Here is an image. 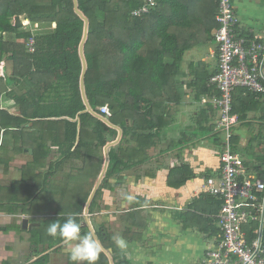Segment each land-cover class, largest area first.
Masks as SVG:
<instances>
[{
	"label": "trees",
	"instance_id": "trees-1",
	"mask_svg": "<svg viewBox=\"0 0 264 264\" xmlns=\"http://www.w3.org/2000/svg\"><path fill=\"white\" fill-rule=\"evenodd\" d=\"M156 2L157 6L149 14L134 17L132 12L140 8L144 0H77L79 11L89 22L84 44L87 102L94 113L122 131L118 146L108 151L106 176L89 206V215L97 207L96 200L102 190L110 188L111 178L118 177L120 182L116 185L121 186L125 172H136L145 166L150 169L145 174L155 178L162 168L169 170L167 186L179 189L195 178L193 170L185 163L178 168L161 166L160 157L167 162L172 158L180 159L185 150L190 152L205 145L218 152L221 150L222 138L214 133L211 121L215 110L210 104L196 114V127H187L189 133L183 132L177 138L166 137L165 133L176 124L173 108L183 101L180 64L184 53L194 45L192 40L179 36L187 22L189 6L173 4L174 7L161 4V0ZM216 14L217 4L212 7L210 23L204 30L206 42L214 41L212 32L218 28ZM15 17L26 24L17 26ZM83 31L84 21L74 12L73 0H0V64L4 63L3 76H0V132L25 130L31 123H46L53 133L55 128L63 127L62 140L54 135L59 150L70 157L81 155L84 150L87 163L99 150L98 177L104 162L102 150L110 142L105 136L111 134L114 139L117 133L90 114L84 105L79 56ZM30 39L34 41L33 51L27 46ZM209 78H204L199 90L195 87L194 100L216 92L207 87ZM3 100L7 109L2 107ZM9 103L17 108V114L11 113ZM104 105L108 106L110 116L100 114L99 107ZM233 113L241 122L239 130L247 128L248 132L244 138L235 132L233 152L243 159L248 174L262 177L264 95L236 89ZM250 113L254 115L252 119ZM77 116L79 123L74 121ZM164 142H168L167 146L156 156L147 154ZM1 146L4 149V141ZM94 185L95 182L89 194L83 197L80 211L73 214L79 223ZM148 206V200L135 199L129 212L122 216L124 222L130 223L129 215L143 214ZM143 217L142 222L147 223ZM145 223L134 222L136 239L146 229ZM97 237L105 250H113V260L124 258L114 264H128L104 227L98 228ZM100 254L105 258L104 263L109 264L105 254ZM100 261L96 262L101 264Z\"/></svg>",
	"mask_w": 264,
	"mask_h": 264
},
{
	"label": "crops",
	"instance_id": "crops-1",
	"mask_svg": "<svg viewBox=\"0 0 264 264\" xmlns=\"http://www.w3.org/2000/svg\"><path fill=\"white\" fill-rule=\"evenodd\" d=\"M161 4H166V6H174L173 4L189 6L186 20L189 23L185 22V25L182 23L183 27L179 36L192 40L191 43L194 46L184 53L180 64L183 101L175 107L178 110L174 112L173 116L175 117L178 113L176 124L173 127L178 136L183 132L189 133L187 127H190V129L193 126L196 127L194 123L197 118L196 114L206 107V105L204 107L200 105L201 98L198 100L195 98L194 100L196 90L201 88L204 78L213 76L217 71V45L214 41L206 42L203 39L205 37V27L208 26L211 20L212 7L217 2L216 0H161ZM233 6L239 19L237 28L239 34L244 36L255 33L264 36V0H233ZM213 35L214 31L212 32V38ZM7 106V103L2 104L4 109H7ZM10 108L12 114H17V108L13 104ZM249 116L252 119L254 115L250 113ZM217 117L218 113L215 111L212 121H209L214 125ZM74 121L80 122L78 116ZM110 128L116 131L117 136L114 139L111 138V134L105 136L110 140L107 144L115 142L119 135L117 129ZM55 129L53 133V130L46 123L35 125L31 123L26 126L25 130L19 129L6 134H4V131L0 132V151L3 149L1 145L4 141L3 150L5 152L13 150L15 157L11 163L7 159H10L11 154L9 156L7 154L0 155V159L2 158V162L0 161V264H64V260L68 258L62 240L58 236L53 240L48 238L47 229L53 222L62 221V224V219L67 218L69 214L62 215L56 210L54 216L53 212L44 211L38 204L42 198L55 199L66 191H70L63 187L65 180H62V183L59 182V185L53 183L55 178L62 173L61 167L70 165L68 162L72 158L62 153L59 150V145L55 144L54 135L56 139L62 140L64 128L57 127ZM19 131H22V133H19ZM235 132L241 134L243 138L248 133L247 128L242 129V131L239 130V125ZM8 136L13 139L9 140ZM245 143L246 140L243 144ZM118 144L109 147L108 151L118 146ZM52 150H56V158L51 155ZM218 153L210 145H205L190 152L185 150L182 154L183 158H172L168 162L166 161L163 165H168L169 168H178L185 163L189 165L195 174L194 179L188 181L179 189H172L167 186L169 170L162 168L157 172L155 178H150L144 174L140 176V172L137 171V173L130 171L123 174L124 179L121 182L127 184V194L123 199L128 195H132L133 199L131 201L126 199L124 209L116 213L117 215L121 213L125 216L124 214L129 212L132 202L137 198L153 200L154 197H158L156 207H159V210L151 211V223L137 241L131 236L126 238L123 235L130 232L128 231V223H126V226L124 225L125 230L123 229L124 233L121 234V238L126 241V247L121 249L114 243L127 259L128 264H204L206 251L214 247L219 235L217 216L220 211V202L203 192L205 180L218 174L220 168ZM25 156L31 159L26 160ZM52 157L55 160H52ZM73 157L78 159L82 157L83 159V166L77 172L78 178L82 182H90L88 180L96 175V172L91 165H86V161L84 164V150L81 155H73ZM37 158L38 160L35 161ZM96 163L98 165V162ZM33 167L36 170L38 169L41 182L37 183L35 181L38 173L33 170ZM101 172L98 177L95 176V184ZM6 173L8 175H5ZM7 176L10 177V183L5 182L4 184L3 179H6ZM105 176L106 172L103 179ZM66 178L73 180L76 177L68 169L64 179ZM144 180L148 183L146 184ZM155 180L161 186V190H154L157 193L156 196L152 186H149L151 185L149 182ZM118 182H120L118 177L110 179L111 184H117ZM112 188L113 186H111ZM111 189L105 188V190L113 191ZM32 190H36L37 193L33 195ZM27 191H30V197H28L29 195L25 197ZM150 196L152 197L150 198ZM8 203L13 206H6ZM147 208H144L143 212ZM117 215L115 216L116 220L124 222L122 216H120L121 219ZM82 218L84 219V211ZM89 219H91V215H89ZM24 220L27 221L25 227H23ZM82 222L81 220L80 224ZM82 227H85V222L82 223ZM111 251L113 252L112 249ZM118 259L122 260L124 258ZM118 259H112V261L116 263Z\"/></svg>",
	"mask_w": 264,
	"mask_h": 264
},
{
	"label": "built area",
	"instance_id": "built-area-1",
	"mask_svg": "<svg viewBox=\"0 0 264 264\" xmlns=\"http://www.w3.org/2000/svg\"><path fill=\"white\" fill-rule=\"evenodd\" d=\"M214 42L218 49L216 73L207 87L215 93L202 96L200 105H212L218 113L214 133L221 135L217 176L208 177L203 192L221 202L217 216L218 240L207 250L204 264H264V174H248L243 159L233 152V136L239 117L233 113V94L242 88L257 96L264 95V36L237 32L239 19L233 0H216ZM157 6L156 0H144L134 10V17H143ZM34 41H28L33 51ZM3 76V64H0ZM101 115L110 116L107 105L99 107Z\"/></svg>",
	"mask_w": 264,
	"mask_h": 264
},
{
	"label": "rangeland",
	"instance_id": "rangeland-1",
	"mask_svg": "<svg viewBox=\"0 0 264 264\" xmlns=\"http://www.w3.org/2000/svg\"><path fill=\"white\" fill-rule=\"evenodd\" d=\"M23 24H26V23H23ZM2 64L4 65V63H2ZM0 67L2 68L1 65H0ZM1 68H0V76H1ZM3 68H4V66H3ZM4 101L5 100L1 101V103H4ZM176 110H178V109L173 108L174 112H176ZM176 118H178V113L174 117V122L176 121ZM174 131L175 130L172 129L170 132L165 133L166 137H168V138H170V137L177 138L178 136L176 135V133ZM8 137H9V140L13 139L11 136H8ZM9 143H10V141H9ZM167 144H168V142H164L158 148H155V149H152V150H148L147 154L150 155V156H156L160 152L159 150L165 148L167 146ZM11 152L12 151H10V152L6 151L5 152V150L1 149L0 155L7 154L9 156L11 154L10 155V159L9 158H7V159L10 160L11 163H12V161H13L12 159L15 158V157H14L13 153H11ZM102 152H103V150H102ZM95 154H96L95 157H93L88 163L86 162V165H88V166L91 165L93 167V169L95 170V172L97 173L96 170H99V168H98V166H99V160H98L99 156L98 155L100 154L99 150ZM51 155L56 158V156H57L56 150H52V154ZM53 157H52V160H55V158L53 159ZM25 158H26V160L31 159L28 156H25ZM77 159L78 158L72 157L70 159V162H68V163H70V165H68V166L66 165L65 167L64 166L61 167V169H62L61 172L62 173L60 175H58L55 178L54 182H53L54 184L59 185L60 184L59 182H61L62 180L63 181L65 180L63 182V184H65V185H63V187H64V189H69L70 191H66L65 193L61 194V196L59 198H55V199L54 198H52V199L51 198H42L40 200V202H38V204H39L41 209H43L44 211L46 210L47 212L49 211L48 213L53 212L54 216H55L56 210H57L62 215L69 214L68 217L69 216H73V214H75V213L80 211V204H81V202L84 199L83 197L89 194V190L91 188V184L95 181L94 179L96 178L95 177L96 175H94L93 177H91L88 180L90 182H88V183L82 182L80 180V178H78L77 172L83 166V159H82V157L80 159H78V160ZM160 159H161L160 162H161V166H162L167 160L165 158H163V157L162 158L160 157ZM37 160H38V158L35 159V161H37ZM95 161L98 162V165H97V163ZM170 163H171V161H170ZM84 164H85V160H84ZM33 165H34V163H33ZM68 169L72 172L73 176L76 177V178H73V180H68V178L64 179L66 174H67V172H68ZM33 170L35 171L36 168L33 167ZM149 170L150 169H146V167H140V169L137 170V172H140V176H141L142 174L146 175L145 173H147ZM37 173H38V171H37ZM33 174H34V172H33ZM5 175H8V174L6 173ZM9 178L10 177L7 176L6 179H3L4 184H5V182L10 183L9 182ZM135 179H136V177H135ZM35 181L37 183L41 182V176H40L39 173L36 175ZM145 181L146 180H144V182ZM147 183H148V181H146V184ZM150 183H151V185H149V186H152L153 191L154 190H157V191L161 190V186H159V184H157L158 182L156 180L154 182H152V181L149 182V184ZM146 184H144V185H146ZM126 185L127 184H122L121 186H118V185L112 183L110 185L109 189H111V186H113V188L111 189L113 191L105 190V189L102 190V192L100 194V197L96 200L97 207L94 209L93 214L91 215V219H90V223H91V226L93 228L94 235L96 237H97V232H98V226H100V225L102 227H104L105 231L111 235L113 243H115V238H121V236H122L121 234L124 233V230H125L124 225L127 223V221L126 222H119V221L116 220L115 216L117 215L116 213L121 212L124 209L125 205H126L125 202L127 200H126V198L123 199V197L126 196V194H127ZM145 188H146V186H145ZM8 190H10V189H8ZM150 192L152 193V191H150ZM35 193H37V191L36 190L35 191L32 190V194L35 195ZM156 194L157 193L155 192V196H156ZM26 196L30 197V191H27V193H25V197ZM151 197L152 196H150V198ZM89 198H90V196H89ZM157 199H158V197H154L153 200L152 199L148 200L150 206H148L147 210L143 214L140 213V215H139V213H138V214H135V215H132V216L131 215L128 216V218L131 217L130 223H128L129 224L128 227H131V228H130V232H126V233L123 234L126 238H129V236H131V237L134 236L133 238L136 241L138 240V239H136L138 237H135V235H134V231H135L136 227H132V226H136L140 222L141 223H145V222H142L143 221V219H142L143 215H145L143 218L147 222L144 225L148 226L151 223V219H152V212L151 211L159 210V207H156V205H158V202H156ZM6 206H13V205L8 203V204H6ZM52 206H54V208H52ZM117 216L120 217V216H123V214L120 213ZM82 217H83V214L81 215L80 221L82 220L83 222H85ZM65 219H67V218H65ZM134 222L137 223V224H134ZM82 223H81V234L82 235L83 234H87L88 232H92V230L88 227V225L85 224V227H82ZM137 234L139 236V233H137ZM48 238H51L53 240V238H55V237H52V236L48 235ZM105 245L108 246V243H106ZM108 250H111V249H108ZM114 252H115V254H117L116 250ZM100 253H104L105 254V257L107 258V261L110 264V260H109L110 257L107 256V254L102 249H101ZM110 255H111V258H112L113 257V252H111ZM99 259H101V261H100L101 264H103L105 262V258H103L101 256V254H99L98 260ZM106 263H104V264H106ZM54 264H56V263H54ZM64 264H71V262L69 261L68 258H66V260H64Z\"/></svg>",
	"mask_w": 264,
	"mask_h": 264
},
{
	"label": "clouds",
	"instance_id": "clouds-1",
	"mask_svg": "<svg viewBox=\"0 0 264 264\" xmlns=\"http://www.w3.org/2000/svg\"><path fill=\"white\" fill-rule=\"evenodd\" d=\"M126 199L131 201L133 196L128 195ZM47 232L50 236H58L62 240L65 254L71 264H96L101 246L94 233L81 234V224L73 216H69L62 224L51 223ZM115 243L121 249L126 247L123 238H115Z\"/></svg>",
	"mask_w": 264,
	"mask_h": 264
},
{
	"label": "water",
	"instance_id": "water-1",
	"mask_svg": "<svg viewBox=\"0 0 264 264\" xmlns=\"http://www.w3.org/2000/svg\"><path fill=\"white\" fill-rule=\"evenodd\" d=\"M73 3H74V12L84 21V31H83V38L81 40V43L79 45V56H80V59H81V63H82V73H81V76H80V90H81V95H82V99H83V102H84V105L86 106L87 108V111L92 114L93 116H95L96 118L100 119L101 121L105 122L106 124H108L110 127H113L114 129H117L118 132H119V135H118V138L115 142L113 143H110V144H107L105 147H104V165H103V169H102V172H101V175L97 181V183L95 184L93 190H92V193L90 195V198L88 199L87 203L85 204L84 206V221H85V224L88 225V227L92 230L93 232V228L91 226V223H90V219H89V214H88V210H89V206L101 184V181L105 175V172L108 168V165H109V155H108V148L109 147H112V146H115L116 144L119 143L120 139H121V136H122V131L117 128V127H114L113 125H110L107 120H105L103 117L97 115L96 113H94L88 102H87V99H86V95H85V89H84V78H85V74H86V71H87V65H86V60H85V57H84V44L86 42V39H87V33H88V19L86 17L83 16V14L79 11L78 9V3H77V0H73ZM14 21L17 23V26H22L23 23L21 22V19L20 17H15L14 18ZM27 225V221L24 220L23 221V227H25ZM94 233V232H93ZM96 237V236H95ZM97 241L99 242L100 246H101V249L107 254V256H109V260H110V264H114V262L112 261V258H111V255L110 253L112 252L111 250H105L103 248V246L101 245V242L99 241V239L96 237Z\"/></svg>",
	"mask_w": 264,
	"mask_h": 264
}]
</instances>
